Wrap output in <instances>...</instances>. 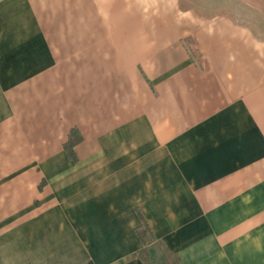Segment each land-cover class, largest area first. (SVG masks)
Returning a JSON list of instances; mask_svg holds the SVG:
<instances>
[{
  "label": "crops",
  "instance_id": "obj_1",
  "mask_svg": "<svg viewBox=\"0 0 264 264\" xmlns=\"http://www.w3.org/2000/svg\"><path fill=\"white\" fill-rule=\"evenodd\" d=\"M142 250L264 264V0H0V264Z\"/></svg>",
  "mask_w": 264,
  "mask_h": 264
},
{
  "label": "trees",
  "instance_id": "obj_2",
  "mask_svg": "<svg viewBox=\"0 0 264 264\" xmlns=\"http://www.w3.org/2000/svg\"><path fill=\"white\" fill-rule=\"evenodd\" d=\"M82 140L79 132L77 130H72L70 133V137L68 139V141L65 143L64 145V150L66 151V153L68 154V157L72 160L75 161V156L73 153V148L75 147V145H77L78 143H80ZM143 245L146 243L145 241H142ZM140 258L141 260L144 262V264H148L147 261V257L144 253V251L142 250L140 253Z\"/></svg>",
  "mask_w": 264,
  "mask_h": 264
}]
</instances>
